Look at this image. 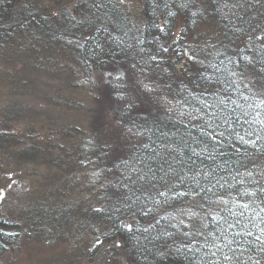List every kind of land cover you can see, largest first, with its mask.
I'll return each instance as SVG.
<instances>
[{"label":"trees","instance_id":"1","mask_svg":"<svg viewBox=\"0 0 264 264\" xmlns=\"http://www.w3.org/2000/svg\"><path fill=\"white\" fill-rule=\"evenodd\" d=\"M21 2L23 0H0V49L11 53L4 54L0 60L6 62L11 59L16 68L11 74L0 76V86H7V91L12 92L18 102L31 97L23 93L29 78L31 100L36 103L29 107L21 105L22 109L10 107L4 116L0 114V141L7 145L2 152H9L16 144L26 146L27 143L30 147H24L26 150L48 153L49 163L46 164L52 183L49 196L35 212L36 219L23 217L19 227L17 221L0 214V258L16 245L22 233L41 234L39 236L43 240L48 234L59 231L58 222L69 215L74 216L75 212H66L56 199L77 194L85 205L79 215L86 225L83 237L91 231L102 241L95 251L111 247L114 257L122 253L123 264H204L206 250L202 249L203 239L198 233H207L215 227L213 216L232 219L227 211L222 210L225 206L218 197L235 200L237 203L232 210L240 211L238 203L251 199L243 196V192L256 191V182L264 185V143L241 146L232 139L215 148L208 135L200 131L203 121L196 119L207 111L199 98L205 91L219 89L220 81L227 83L229 79H235L241 90L249 84L253 91L264 95L260 87L264 76L258 71L264 67V58L258 59L255 65L242 60L239 68L229 63L230 58H238L237 46L242 47L249 35H264L261 31L264 29V0H141L137 16L118 0H113V5L105 10L106 15H93L88 0H78L79 8L76 5L71 13L66 9L52 16L40 15L30 6L23 7ZM193 12L195 17L191 16ZM190 17L195 24H186L187 32L182 33L181 21ZM160 27L164 28L163 32ZM237 28L243 31L237 32ZM89 36L91 39H87ZM75 38H79L82 47L67 43V39ZM138 40L143 43H138ZM212 45L217 51H213L209 59L221 69L214 76L215 84L199 78V65L189 61L187 56L179 55L185 50L195 49L198 58L203 59L200 50L210 49ZM255 46L256 53L264 57V53H260L264 42H255ZM165 47L169 49L167 52L162 51ZM14 54L19 56L18 60L13 59ZM244 54L251 53H239ZM152 55L162 58L159 68L156 62L151 61ZM133 63L136 64L135 69L132 68ZM142 67L154 72L150 78L159 85L156 92L140 95V81L144 80L139 71ZM229 69L237 75L232 77ZM108 72L112 75L108 76ZM102 76H107L108 83L97 91L95 87H99L104 79ZM117 76L121 79L117 80ZM84 88L89 94L100 91V109L105 106L103 118L95 121L87 133L74 127L75 124H66L68 114L84 108V102H79L82 99L72 102L68 94ZM234 95L239 98L238 92ZM118 96L125 97L132 104L130 112L126 111L124 100L107 107L106 101L116 100ZM204 98L208 103L218 105L219 97L209 95ZM216 111L219 114V107ZM234 127L239 128V125ZM253 128H259V125H253ZM16 129L26 132L18 135L14 132ZM208 131L205 126V133ZM161 132L174 135L164 136ZM261 136L264 137V133ZM197 140L202 143L197 144ZM169 143L175 144L180 151L169 152L164 147ZM144 144H151L160 153L153 160L154 166H158L156 162L161 157L171 156L182 162L173 164L177 172L182 167L211 171V183L201 176L200 184L205 191L195 197L170 194L167 202H163L165 198L153 193L161 203L144 196L139 199L133 196L131 202H119L117 188L113 185L123 183L129 170L122 164L119 169L115 167L119 163L117 157L120 160L151 158L152 153L142 147ZM229 144H236L239 151L228 147ZM205 146L207 152L204 151ZM193 149L200 155H194ZM209 152H226L227 155H215L214 160H209L205 158ZM159 175L158 172L157 183H161ZM240 180H244L243 185ZM185 182L191 184V177L185 175ZM173 187L182 190L179 184ZM123 191L119 189L120 193ZM99 207L106 211H93ZM261 208L264 204L258 201L242 218L252 221L248 227L256 234H259V228L253 224L264 227ZM144 212L148 214L144 215ZM122 223H132L134 232L126 231ZM25 226L31 228L28 233L23 232L22 227ZM144 228H149V231L144 232ZM165 231L172 236H165ZM184 232H190L191 240L197 241L192 252L184 248L190 243ZM158 235L160 238L155 239ZM246 240L243 262L252 264L258 259L260 264H264V253L257 251L260 245L255 236ZM198 248L202 250L196 251ZM162 252L165 255H161ZM221 264H225L222 259ZM231 264H236V261Z\"/></svg>","mask_w":264,"mask_h":264},{"label":"snow or ice","instance_id":"2","mask_svg":"<svg viewBox=\"0 0 264 264\" xmlns=\"http://www.w3.org/2000/svg\"><path fill=\"white\" fill-rule=\"evenodd\" d=\"M119 2L123 3L124 0H119ZM110 5H113V0H88V7L93 15H96L97 13H103L106 15L105 10L108 9ZM183 6L184 5H182V7ZM227 6L228 5L225 4V7ZM233 6L237 7L239 5ZM217 7H219L218 4ZM77 8H79V5H77ZM169 14L173 16L175 15V13ZM54 15H58V13H54ZM195 15V12L191 14L192 17H195ZM72 19L75 20V16H73ZM188 23L194 25L195 20L191 19L190 17L188 20L181 21L182 33L187 32L185 25ZM159 30L163 32L164 28L160 27ZM236 31L242 32L243 29L237 28ZM261 31H264V29ZM87 39H91V36L87 37ZM255 42H264V35H249L248 40L243 42L242 47L237 46L238 58H230L229 63L234 64L237 68H239L242 60L247 61L249 64L255 65L258 59L264 58L260 56V54L256 53ZM67 43L75 44V46L78 48L83 46L79 43V38L67 39ZM138 43L142 44L143 42L138 40ZM168 50L169 49L166 47L162 48L163 52H167ZM140 51L143 52L144 49L141 47ZM213 51H217L215 45H212L210 49L207 47L202 48L200 52L204 55L203 59L198 58V54L195 49L191 51L185 50L179 55L187 56L189 61L199 65V70L197 73L199 78L206 80L209 83L215 84L216 81L214 80V76L217 72H220L221 69L218 64L212 63L209 59ZM245 52H249L251 54L239 55V53ZM260 53H264V46H261ZM150 59L151 61L156 62L157 68L160 67L159 62L162 60L160 56L152 55ZM221 63H223V61H221ZM132 68H136L135 63L132 64ZM139 71L144 77V80L140 81V95H143L144 93L150 94L156 92L159 89V85L154 79L150 78L154 75V72H150L148 68L143 67ZM258 71L262 74V76H264V67H261L258 69ZM229 72L232 77L237 75V72L232 71L231 69H229ZM111 75L112 73L108 72V76ZM240 75L243 76V73L241 72ZM116 79L120 80L121 77L117 76ZM145 80L147 82H144ZM219 83V89H216L212 92L205 91L203 96L199 98L203 108L207 110L196 117V119L203 121V125L200 128L201 133L208 135L215 148L224 146L226 141L232 139H234L241 146H256L258 142L264 143V137L261 136V133H264V95L253 91L249 84H245L244 89L241 90L235 79H229L227 83L223 81H220ZM250 83L254 84L256 81H251ZM169 87L171 86L169 85ZM260 87L262 90H264V80L260 82ZM237 92L239 93V98H236L234 95ZM209 95L213 97H219L218 105H213L207 102L204 97ZM121 100H124L126 103V111L130 112L132 110V104L122 96H118L116 100H107L106 105L107 107H111L113 103H119ZM230 105L232 107H229ZM217 107L220 109L219 114L216 111ZM104 111L105 106L102 105L100 109L101 118L104 116ZM166 111H171V109H166ZM234 116L235 119H233ZM205 117H207V119H205ZM221 122L223 127H221ZM236 124L239 125V128L234 127ZM244 125H247V127H244ZM253 125H259V128L254 129ZM205 126L209 130L207 133H205ZM137 132H139V129H137ZM161 135L172 136L174 134L171 132H161ZM196 143L200 144L202 141L197 140ZM105 147H108L107 143L105 144ZM142 147L146 151H150L152 153L151 158L120 160V157H117L119 163L116 164L115 167L119 169L122 164L129 170V174L123 183L117 182V184L113 185V187L117 188L119 202H131L133 196H136L137 199H139L140 196H144L148 197L149 199H154V202L157 204L161 203V200L155 199V197L152 195L153 193L161 198H165L163 202H167L166 198H168L170 194L173 196L195 197L201 195V193L205 191V188L201 187L200 184L201 176L211 183L210 178H213V173L211 171H202L194 168L184 169L182 167L181 171L177 172L173 167V164H182V162L176 161L171 156L161 157V160L156 162L158 166H154L153 160L156 156H160V153H157L156 149L153 148L151 144H144ZM164 147H166L169 152L180 151V149L172 143L164 145ZM228 147L232 148L234 151H239V148H237L236 144H229ZM204 151H208L206 146ZM193 154L197 156L200 155L199 153L195 152V149H193ZM215 155L224 156L227 155V153L209 152L205 158L214 160ZM108 171H111V169H108ZM158 172L160 173L159 181H161V183L156 182ZM185 175L191 177V184H186ZM248 175L251 176L252 173L249 172ZM133 177H135V179H133ZM216 183L219 184L220 181L217 180ZM239 183L243 185L244 180H240ZM256 183V191L245 190L243 192V196L250 197L251 199L248 202L240 201L238 203L240 211L232 210V207L237 203L235 200L225 199L223 196L218 197L219 202L225 206L222 210L227 211L232 219H229V217L226 216H219V218L213 216L212 223L215 225V227L207 233H198V235L203 239L202 249L206 250L204 264H221V259L225 262V264H231L232 261H236V264H246V262H243L242 260L243 253L245 251L244 244L248 243L246 238L252 236H255V241L260 245L257 251L264 253V227L253 224V227L259 228V234L253 233V231L248 227V224L252 223V221L250 219H242L245 217L246 213L253 209L258 201L260 204H264V196L261 195L264 194V185H261L259 182ZM176 184H179L182 190L174 189L173 186ZM220 186L224 187L223 184ZM121 188L124 189L122 193L119 192V189ZM208 190L210 191V189ZM2 195L3 193L0 192V196ZM112 206L115 207V204ZM116 210L119 211V208ZM93 211L102 213L105 212L106 209L99 207L94 208ZM260 211L264 212V208H261ZM143 214L147 215L148 212H144ZM258 214L259 213H257V215ZM261 224H264V217H261ZM121 226L129 233L134 232V226L132 223H122ZM149 227H155V225H150ZM138 228L139 226L137 225V229ZM143 231L148 232L149 228H144ZM164 235L171 237L172 233L165 231ZM183 235L189 237L190 239V243L185 244L184 248L187 249L188 252H192L197 241L191 240L192 234L190 232H184ZM154 238L159 239L160 237L158 235ZM95 243L98 245L102 243V241L97 239ZM116 246L120 247L119 244ZM165 246L167 247V245ZM202 249L198 248L195 250L201 251ZM225 249H227V251H225ZM218 253L220 254L219 256ZM161 255H165V253L162 252ZM249 260H251V257H249ZM252 264H260V260L257 259L252 261Z\"/></svg>","mask_w":264,"mask_h":264},{"label":"rangeland","instance_id":"3","mask_svg":"<svg viewBox=\"0 0 264 264\" xmlns=\"http://www.w3.org/2000/svg\"><path fill=\"white\" fill-rule=\"evenodd\" d=\"M77 1L23 0L21 5L23 7L30 6L33 10H36L35 12L40 13V15L48 14L52 16V14H60L62 10L66 9L71 13L77 5ZM141 3V0H124L121 4L131 14L137 16L141 10ZM16 7L18 8V4ZM4 54L10 55L11 53L7 52V50L0 49V57H4ZM15 55L12 56L13 59L18 60L19 56ZM10 61L12 60L10 59ZM10 61L8 59L6 62L5 60H0V76H7L16 70ZM3 63H6L7 66ZM18 67L20 69L21 65ZM102 77L104 79L100 81L99 87H95L97 91L102 90L105 87L104 85L108 83V80H106L107 76ZM6 87L4 85L0 86L1 115L4 116L6 111H10V107L22 109L21 105H27V107L35 105L36 102L31 100L32 87L29 84V78L26 79L23 92L24 94H30L31 97L29 98L23 100L18 98L20 101L17 102V98L13 96L12 92L9 93L10 91L8 92ZM89 93L87 88L79 90L76 93L73 91L69 92L68 96L71 98L70 101L74 102L77 99H82L83 101L79 102H84V108H81L82 111L79 112H71L66 119L67 125L75 124L74 127L77 126L86 133L87 131H91L95 121L101 120L99 106L100 91L95 94L91 93L92 95ZM14 132L22 135L26 131L21 129ZM25 144L27 146V143ZM6 146V144L0 141V192L3 193L0 196V214L18 223L23 221V217L24 219H36L35 212L43 200L49 196V185L52 183L48 174L49 167L46 164L49 163V154L46 152H41L42 154H40L34 150H26L24 148L26 146L21 145V143L16 144L9 152H2ZM17 163L18 165L15 166ZM56 183H60V181ZM102 187L104 186L102 185ZM57 200L60 201L59 205L66 212L71 210L75 212V215L62 218L58 222L59 231L48 234L43 240L40 239L39 235L41 234L37 236L35 233H22L16 245L0 258V264H123L122 253L119 257H114L111 247L107 248V250L102 248L100 251H95V248L98 246L95 243L97 238L92 235L91 231L83 237V231L86 225L85 221L79 215L84 210L82 208L85 205L77 194L71 197L64 195V197H60ZM45 203L47 202L45 201ZM37 222L35 220V225ZM21 224L19 223L18 226L20 227ZM22 228L25 230L23 232L26 233L31 230L27 226Z\"/></svg>","mask_w":264,"mask_h":264}]
</instances>
